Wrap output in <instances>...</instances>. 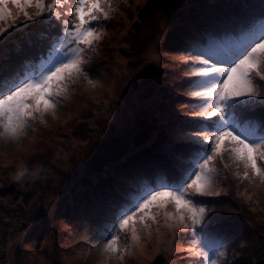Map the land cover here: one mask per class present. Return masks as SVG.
Here are the masks:
<instances>
[{
    "label": "snow or ice",
    "instance_id": "1",
    "mask_svg": "<svg viewBox=\"0 0 264 264\" xmlns=\"http://www.w3.org/2000/svg\"><path fill=\"white\" fill-rule=\"evenodd\" d=\"M214 9L173 26L165 41L188 53L181 59L192 69L187 83L197 111L181 116L167 103L169 86L149 67L138 70L159 124L152 143L165 160L117 174L104 203L108 254L120 251V232L139 244L146 222L164 210L169 226L190 237L189 255L224 264L231 240L215 225L225 215L200 199L221 195L215 162L227 155L241 178L264 181V0H222ZM111 16L112 0H0V136L15 140L38 117L56 115L69 86L87 78L89 53ZM230 264L242 262L234 256Z\"/></svg>",
    "mask_w": 264,
    "mask_h": 264
},
{
    "label": "rangeland",
    "instance_id": "2",
    "mask_svg": "<svg viewBox=\"0 0 264 264\" xmlns=\"http://www.w3.org/2000/svg\"><path fill=\"white\" fill-rule=\"evenodd\" d=\"M148 1L112 0L111 19L100 26L104 38L89 53L88 67L106 73L103 89L86 90L78 77L55 116L38 117L15 140L7 133L0 136V264H202V258L186 252L190 237L176 234L164 210L156 221L146 222L139 244L131 242L130 233L120 232V251L106 253L101 237L105 219L83 199L90 194L81 189L85 177L97 181L92 179L97 163H113L114 157L130 161L155 145L159 124L145 104L147 93L129 83L142 65L169 86L172 109L181 116L198 110L190 86L182 83L192 70L181 59L188 53L165 41L173 26L206 15L217 0H185L180 8L157 11L141 21L139 12ZM122 43L130 46V57L120 52ZM25 165L43 178L21 181ZM215 167V190L221 195L200 199L225 215L215 225L231 240L221 259L224 264L234 256L242 264H264V181L241 178L237 173L242 168L227 155ZM79 189L82 201L75 200Z\"/></svg>",
    "mask_w": 264,
    "mask_h": 264
},
{
    "label": "trees",
    "instance_id": "3",
    "mask_svg": "<svg viewBox=\"0 0 264 264\" xmlns=\"http://www.w3.org/2000/svg\"><path fill=\"white\" fill-rule=\"evenodd\" d=\"M222 0H217L215 2V4L212 6V9L210 12H208L206 15L211 14L215 9L214 6L221 3ZM206 15H202V17L206 16ZM193 16L189 19H186L183 22H179L180 26L181 25H186V24H190L193 23L195 21H198L199 18L196 20L192 19ZM192 19V20H191ZM28 58L26 57L25 60H27ZM182 83H184V86L187 85V77L186 79H184L182 81ZM148 153L147 155H141L142 153H140V155L131 158L130 161H123L121 162V157H114L112 159L111 162L113 163H106V162H99L96 164V168H98L99 170L96 171L97 174H95L94 176H92V179L97 180L96 182H88L87 178H91V175H88L87 177H85L84 179V183H83V187L81 189H85L86 191L88 190L90 192V194H86V198H83L86 200L89 209L93 210V213H95V215L97 216H102L105 219L106 218V213L103 211L104 207V203L105 201L109 198V192H110V188L114 183V180L117 176V174L119 172H123V171H127L130 169L135 168L138 165L141 164H148V163H152V162H163L165 160V157L160 154L157 150H156V145H153L151 147L150 144V148H147ZM146 156V157H145ZM120 160V161H119ZM101 170H103L102 172H100ZM89 188V189H88ZM83 190L81 191L76 190V194L77 197L75 198V200L77 201H82L83 199H80L83 197ZM70 197V196H69ZM69 197L65 198L68 199ZM79 197V198H78ZM98 211V213H97ZM97 223V222H96ZM177 233H181L184 234L182 238L185 239L186 238V233H183L179 230L176 231ZM181 239V238H180Z\"/></svg>",
    "mask_w": 264,
    "mask_h": 264
},
{
    "label": "water",
    "instance_id": "4",
    "mask_svg": "<svg viewBox=\"0 0 264 264\" xmlns=\"http://www.w3.org/2000/svg\"><path fill=\"white\" fill-rule=\"evenodd\" d=\"M185 2V0H149L146 5L140 10L139 12V18L141 21L146 20L148 17H150L151 15H153L154 13H156L157 11H168L171 8H180L182 6V4ZM167 5V7H155V10L153 11L150 8L151 6H155V5ZM137 27V26H136ZM120 52L122 53V55L126 56V57H130V46L126 43H122L120 45ZM135 63V59L134 58H130L129 59V64H134ZM133 88H138L139 87V81L135 78L130 80L129 82Z\"/></svg>",
    "mask_w": 264,
    "mask_h": 264
},
{
    "label": "bare ground",
    "instance_id": "5",
    "mask_svg": "<svg viewBox=\"0 0 264 264\" xmlns=\"http://www.w3.org/2000/svg\"><path fill=\"white\" fill-rule=\"evenodd\" d=\"M106 73L101 67H88L87 78L81 76L82 86L86 90L97 92L106 84ZM91 81V83L89 82Z\"/></svg>",
    "mask_w": 264,
    "mask_h": 264
},
{
    "label": "clouds",
    "instance_id": "6",
    "mask_svg": "<svg viewBox=\"0 0 264 264\" xmlns=\"http://www.w3.org/2000/svg\"><path fill=\"white\" fill-rule=\"evenodd\" d=\"M33 175H39L41 178H43L42 173H37L35 169H32L28 165H25V170L20 175V180H28Z\"/></svg>",
    "mask_w": 264,
    "mask_h": 264
}]
</instances>
